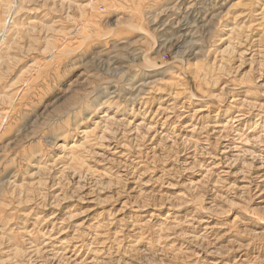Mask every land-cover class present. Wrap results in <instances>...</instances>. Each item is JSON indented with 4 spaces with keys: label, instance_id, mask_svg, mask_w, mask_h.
<instances>
[{
    "label": "rangeland",
    "instance_id": "1",
    "mask_svg": "<svg viewBox=\"0 0 264 264\" xmlns=\"http://www.w3.org/2000/svg\"><path fill=\"white\" fill-rule=\"evenodd\" d=\"M0 30V264H264V0H0Z\"/></svg>",
    "mask_w": 264,
    "mask_h": 264
},
{
    "label": "bare ground",
    "instance_id": "2",
    "mask_svg": "<svg viewBox=\"0 0 264 264\" xmlns=\"http://www.w3.org/2000/svg\"><path fill=\"white\" fill-rule=\"evenodd\" d=\"M11 12V11H10ZM10 15V14H9ZM186 16V15H185ZM191 16H187L186 17V21H187V23H185V21L182 23L183 25H181V27H179L178 29H174V32L172 33L173 35H171L172 37H175L176 35H178V34H180V33H184V34H181V41H180V43H179V49H185V51L186 52H184L183 54L186 56H200V55H203L204 54V52H203V50L200 52H197V50L198 49H203L204 47H202V45H200V43L202 42V40H201V35H198V33L200 34V31L198 32L197 31V28H196V30H195V32H193L192 31V28H194L193 26L192 27H189V26H191L192 24H191V22H189V20H191V18H190ZM198 16H195V17H193L194 18V22H195V25H197L196 23H198V19L201 21V23L203 24L201 27L203 28V30L205 31V32H208V34L210 33V31H211V27L213 26V21H214V19H212L214 16H213V14L212 13H210V12H207V13H204V15L203 16H200L199 18H197ZM11 18V17H10ZM189 19V20H188ZM202 19V20H201ZM10 20V19H9ZM184 20H185V18H184ZM193 20V19H192ZM12 22V21H11ZM151 23H153V26H158L159 25V22H151ZM200 23V24H201ZM191 24V25H190ZM199 24V23H198ZM169 25V24H168ZM3 26V25H2ZM196 27V26H195ZM3 28H5L6 29V27H5V25H4V27ZM165 28V27H164ZM169 28V27H168ZM173 28V27H172ZM198 28H200L199 26H198ZM4 30V29H3ZM163 30V29H162ZM166 30V29H165ZM202 30V29H201ZM0 31H2V30H0ZM4 32V31H3ZM3 32H1V33H3ZM6 32V31H5ZM8 32V31H7ZM204 32V33H205ZM166 33V32H165ZM1 35H3V34H1ZM3 36H5V34L3 35ZM2 36V37H3ZM209 36V35H208ZM151 38H153V37H151ZM204 38V37H203ZM4 39H5V37H4ZM180 39V38H179ZM167 40V39H166ZM5 41V40H4ZM2 43H3V41H2ZM2 43H1V45H2ZM203 44V43H202ZM186 47V48H185ZM58 49L56 48L55 49V51H57ZM57 53V52H56ZM152 65H153V63H152ZM155 67V68H154ZM156 67H159V66H150L149 67V75L147 74H145L144 76H143V78H144V80H146L147 78H149L150 76L152 77L153 75H156V74H154L157 70H156ZM160 73V72H159ZM154 77V76H153ZM143 79H142V81H144ZM136 85V84H135ZM132 92V91H131Z\"/></svg>",
    "mask_w": 264,
    "mask_h": 264
}]
</instances>
